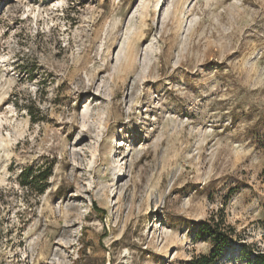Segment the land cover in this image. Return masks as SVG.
<instances>
[{
  "label": "rangeland",
  "instance_id": "rangeland-1",
  "mask_svg": "<svg viewBox=\"0 0 264 264\" xmlns=\"http://www.w3.org/2000/svg\"><path fill=\"white\" fill-rule=\"evenodd\" d=\"M221 217L215 264L264 251V0H0V264H188Z\"/></svg>",
  "mask_w": 264,
  "mask_h": 264
},
{
  "label": "trees",
  "instance_id": "trees-1",
  "mask_svg": "<svg viewBox=\"0 0 264 264\" xmlns=\"http://www.w3.org/2000/svg\"><path fill=\"white\" fill-rule=\"evenodd\" d=\"M51 174V168L45 169L42 173L33 175V181L47 179ZM27 178L28 175H25ZM26 180V179H24ZM233 228L225 224L224 218L215 220L214 218H207L199 221L195 227L194 234L202 240H209L211 242V249L207 253H200L192 256L188 264H215L217 259L221 256L224 249L230 245ZM244 245L241 246V254L248 262V264H264V251L256 249L254 252H246Z\"/></svg>",
  "mask_w": 264,
  "mask_h": 264
}]
</instances>
